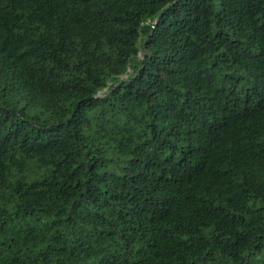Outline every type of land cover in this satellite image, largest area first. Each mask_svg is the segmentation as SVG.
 <instances>
[{
    "label": "trees",
    "instance_id": "obj_1",
    "mask_svg": "<svg viewBox=\"0 0 264 264\" xmlns=\"http://www.w3.org/2000/svg\"><path fill=\"white\" fill-rule=\"evenodd\" d=\"M0 264H264V0H0Z\"/></svg>",
    "mask_w": 264,
    "mask_h": 264
}]
</instances>
